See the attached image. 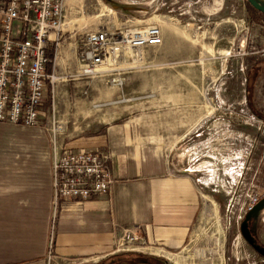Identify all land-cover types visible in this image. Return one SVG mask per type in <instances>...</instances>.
I'll list each match as a JSON object with an SVG mask.
<instances>
[{
	"label": "rangeland",
	"instance_id": "374dc122",
	"mask_svg": "<svg viewBox=\"0 0 264 264\" xmlns=\"http://www.w3.org/2000/svg\"><path fill=\"white\" fill-rule=\"evenodd\" d=\"M107 1L66 0V31L78 37L89 31L158 25L164 42L142 51L125 50L88 78L89 87L70 88L77 102L69 122L86 125L134 118L151 130L180 129L191 133L187 137L193 141L192 153L204 151L208 132L227 130L230 139L241 132L245 152L229 164L234 167L238 161L249 167L245 185L239 190L235 183L229 187L238 192L237 200L225 201L232 203L234 214L212 200L184 249L171 254L125 252L107 264H264V256L242 235V220L236 219L247 193L257 188L264 200V118L252 111L264 117V19L252 17L246 0ZM79 77H74L76 83L81 82ZM83 90L86 93L81 94ZM60 111L59 120L66 113ZM257 133L263 136L250 146ZM187 137L155 136L169 146ZM251 229L264 246V212L253 218ZM223 231L226 240L219 243Z\"/></svg>",
	"mask_w": 264,
	"mask_h": 264
},
{
	"label": "crops",
	"instance_id": "0c3cea01",
	"mask_svg": "<svg viewBox=\"0 0 264 264\" xmlns=\"http://www.w3.org/2000/svg\"><path fill=\"white\" fill-rule=\"evenodd\" d=\"M68 38L51 49L49 66L60 76L53 94L58 112L60 107L66 111L60 114L57 143L46 119L32 128L0 124V264H107L125 253L116 252V239L136 226L141 227L138 252L184 249L212 200L226 211L239 165L230 167L229 160L242 159L245 134L236 132L237 138L230 139L227 130L208 132L204 151L192 153L191 133L151 130L139 119L71 124L69 112L77 101L70 88L85 89L91 81L80 76L76 83L71 77L81 63ZM47 92L46 111L53 102L52 89ZM165 135L187 138L173 146L155 138ZM257 135L250 146L263 136ZM64 150L106 152L116 180L111 193L84 202L62 199L56 208L52 167L55 155Z\"/></svg>",
	"mask_w": 264,
	"mask_h": 264
},
{
	"label": "built area",
	"instance_id": "2783aa9c",
	"mask_svg": "<svg viewBox=\"0 0 264 264\" xmlns=\"http://www.w3.org/2000/svg\"><path fill=\"white\" fill-rule=\"evenodd\" d=\"M66 0H0V124L39 127L44 119L57 143L62 131L54 91L60 81L53 63L51 49L57 50L68 36L75 39V50L81 67L71 77L93 78L110 58L119 57L125 50L142 51L159 47L164 42L158 25L109 32L89 31L77 37L67 29ZM54 34V40L50 35ZM52 89L53 102L46 111V91ZM251 153H249L250 156ZM110 157L104 151L74 153L64 150L53 161V193L56 208L62 199L88 201L100 195H109L116 182L109 167ZM241 162L237 171L236 190L245 185L246 172ZM238 192L232 193L231 202ZM236 219L251 212L263 199L257 188L247 193ZM227 206V213L234 214ZM264 210L262 211V213ZM228 213V214H229ZM57 217L56 213L54 219ZM246 218V217H245ZM244 219V220H243ZM227 223V222H226ZM232 219L228 220V229ZM240 225V224H239ZM141 227L126 228L116 239V252H133L141 241ZM225 231L220 241L225 239ZM218 245V243H217ZM49 252V259L52 257Z\"/></svg>",
	"mask_w": 264,
	"mask_h": 264
},
{
	"label": "water",
	"instance_id": "95a60500",
	"mask_svg": "<svg viewBox=\"0 0 264 264\" xmlns=\"http://www.w3.org/2000/svg\"><path fill=\"white\" fill-rule=\"evenodd\" d=\"M255 10L264 14V0H246ZM264 210V200H262L254 209L249 212L241 225V232L251 247L260 255L264 256V246L257 243L254 238V234L249 226V222L252 218L256 217L260 212Z\"/></svg>",
	"mask_w": 264,
	"mask_h": 264
},
{
	"label": "trees",
	"instance_id": "16d2710c",
	"mask_svg": "<svg viewBox=\"0 0 264 264\" xmlns=\"http://www.w3.org/2000/svg\"><path fill=\"white\" fill-rule=\"evenodd\" d=\"M107 1V0H106ZM108 2V1H107ZM250 8V14L252 15V17L254 18V19H264V14H262V13H260L259 11H257V10H255L253 7H249ZM252 111L255 113V114H257L259 117H261V118H264L260 113H258L256 110H254V108H252ZM253 220V218L250 220V222H249V226H250V228H251V221Z\"/></svg>",
	"mask_w": 264,
	"mask_h": 264
},
{
	"label": "flooded vegetation",
	"instance_id": "af4514ba",
	"mask_svg": "<svg viewBox=\"0 0 264 264\" xmlns=\"http://www.w3.org/2000/svg\"><path fill=\"white\" fill-rule=\"evenodd\" d=\"M251 230H252V229H251ZM252 232H253V231H252ZM253 234H254V233H253ZM254 238L256 239L257 243H259L255 234H254ZM260 245H261V244H260ZM146 264H149V263L147 262Z\"/></svg>",
	"mask_w": 264,
	"mask_h": 264
}]
</instances>
